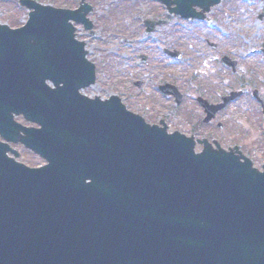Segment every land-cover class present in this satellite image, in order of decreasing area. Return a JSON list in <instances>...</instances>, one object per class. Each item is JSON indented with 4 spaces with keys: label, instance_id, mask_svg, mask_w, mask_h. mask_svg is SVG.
<instances>
[{
    "label": "water",
    "instance_id": "95a60500",
    "mask_svg": "<svg viewBox=\"0 0 264 264\" xmlns=\"http://www.w3.org/2000/svg\"><path fill=\"white\" fill-rule=\"evenodd\" d=\"M159 1L203 19L221 0ZM20 4L26 25L0 24V133L48 165L31 169L0 143V264H264V172L206 140L196 153L194 138L150 126L118 96L82 95L96 83L73 25L92 30L86 0Z\"/></svg>",
    "mask_w": 264,
    "mask_h": 264
},
{
    "label": "rangeland",
    "instance_id": "374dc122",
    "mask_svg": "<svg viewBox=\"0 0 264 264\" xmlns=\"http://www.w3.org/2000/svg\"><path fill=\"white\" fill-rule=\"evenodd\" d=\"M37 1L63 9H75L79 5V0ZM247 1L224 0L220 8L207 14L214 20L197 21L168 15L154 0H88L94 6L89 18L94 23L95 35L81 25L77 26V33L78 38L86 42L89 59L96 65L97 82L84 93L103 99L118 95L123 101L125 98L127 101H156L153 107L175 121L180 117L172 111L170 103L161 95L151 99L158 83L170 82L192 97L204 94L201 88L212 94L217 91L222 94L230 91L232 86L246 85L247 81L244 84L235 79L230 81L228 74L219 78V70L215 67L217 61L210 58L228 53L246 66L256 57L249 49L264 39V0H250L255 5L249 12H245V8L241 9L243 12L229 11L226 4ZM157 17L166 20L165 24L146 34L144 22L152 18L157 20ZM27 19L28 10L19 4V0H0L1 23L19 27ZM212 42L219 43L218 49L214 50ZM166 49L181 52L182 59L169 57L164 52ZM142 55L147 56L145 63H140ZM125 71L127 77L123 80ZM137 78L144 81L141 90L134 84ZM243 101H248V97L245 96ZM22 160L39 162L37 156L26 152Z\"/></svg>",
    "mask_w": 264,
    "mask_h": 264
},
{
    "label": "flooded vegetation",
    "instance_id": "af4514ba",
    "mask_svg": "<svg viewBox=\"0 0 264 264\" xmlns=\"http://www.w3.org/2000/svg\"><path fill=\"white\" fill-rule=\"evenodd\" d=\"M154 1L158 2L157 0ZM223 4L224 0H221V3L216 7H213L211 11L215 10L217 7L220 8ZM226 4L229 5V8H227L229 11L237 10L243 12L241 9L245 8L247 9L245 12H249L254 9L255 2L249 0L247 2L240 3L226 2ZM160 5L163 9H165L163 4L160 3ZM211 11L209 13H211ZM207 14H205V19L214 20L211 17H207ZM157 18L158 20L161 19L160 17ZM259 18H262V15ZM211 46L214 50H216L219 47V43L212 42ZM166 50L164 52L169 57L173 58ZM249 51L252 53V56L256 55V57H254L253 60L246 66L245 64H241V61L238 58L229 55L228 53H221L217 56L213 55L210 58L211 61H217L215 67L219 70V78L224 74H228L229 76L226 77L230 81L235 79L238 83L243 81V84L247 81L244 86H232L231 90L228 92L224 91L222 94H218L219 92L217 91V93L212 94L205 88H201L204 90V92L201 93L204 94L192 97L188 92L181 90L178 86L170 82H165L163 84L158 83L157 86L153 88V96L151 99L155 96L158 98V95H161L164 98V101L172 105V111L179 115L180 120L171 121L166 116L162 115L158 109L153 107V104H155L156 101H127L125 98L123 103L129 110L142 116L147 123L151 125H166L169 132L178 131L186 136L194 137L197 142V151L203 150V146L198 142L200 140H207L213 146H219L227 152L231 151L235 156L240 157L242 161H244V159L249 160L255 169L263 172L264 39L261 44L257 43L252 45ZM181 56L183 57V55ZM146 57L145 60L141 58L140 63H145L147 60ZM124 74L125 76L123 77V80L126 79L127 72L125 71ZM204 75H207V73ZM134 84L141 90L143 88L144 81L137 78V80L134 81ZM164 84L178 87L180 92L183 94L182 101L178 102L174 96L162 94L160 92V86ZM240 92L242 93L241 95L234 97L229 101H224V98ZM245 96L248 97V101H243ZM199 97H202L206 101H198ZM218 105L224 106L216 112H213L211 106ZM13 120L28 129H40V124L25 120L22 116H16L13 114ZM177 125H179V127H177ZM2 137L3 136L0 133L1 143L7 144L9 149H15L20 152L19 160L24 158L25 152L28 154H34L38 157L39 162L36 163H29L25 161L28 166L38 168L47 164L45 159L35 154L32 150L24 148L20 143L7 142Z\"/></svg>",
    "mask_w": 264,
    "mask_h": 264
}]
</instances>
